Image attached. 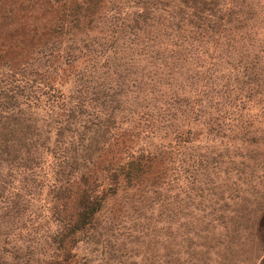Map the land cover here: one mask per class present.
I'll return each instance as SVG.
<instances>
[{"label": "trees", "instance_id": "16d2710c", "mask_svg": "<svg viewBox=\"0 0 264 264\" xmlns=\"http://www.w3.org/2000/svg\"><path fill=\"white\" fill-rule=\"evenodd\" d=\"M0 25V264H159L181 180L186 210L225 173L216 117L264 115V0H0Z\"/></svg>", "mask_w": 264, "mask_h": 264}, {"label": "rangeland", "instance_id": "374dc122", "mask_svg": "<svg viewBox=\"0 0 264 264\" xmlns=\"http://www.w3.org/2000/svg\"><path fill=\"white\" fill-rule=\"evenodd\" d=\"M27 18L34 21L30 14ZM39 23L33 22L34 25ZM1 27L0 38L5 40L10 34ZM15 32L26 33L19 27H15ZM4 44L8 45L6 41L0 45ZM14 55L10 51V57ZM216 118L227 124L224 127L227 133L233 131L237 138L228 149L220 147L225 173L217 179L211 178L212 184L217 186L204 192L202 198L198 196L201 181L195 183L191 190L193 203L186 210L185 202L180 201L187 198L185 193L190 187L186 188L187 182L181 180V193L176 196V221L186 215L185 221L175 223L174 237L169 240L164 217L160 227L159 264H257L264 254L258 233L260 219L264 215V115H220ZM248 120L255 123L251 130L242 125ZM196 134L201 137L197 143L198 150L204 145L209 148V154H216L217 149L214 148L217 145H207L202 141L207 133L199 131ZM245 137L246 141H241Z\"/></svg>", "mask_w": 264, "mask_h": 264}, {"label": "crops", "instance_id": "0c3cea01", "mask_svg": "<svg viewBox=\"0 0 264 264\" xmlns=\"http://www.w3.org/2000/svg\"><path fill=\"white\" fill-rule=\"evenodd\" d=\"M258 233L264 248V215L260 219V223L258 226ZM257 264H264V254L261 256V258L258 260Z\"/></svg>", "mask_w": 264, "mask_h": 264}]
</instances>
